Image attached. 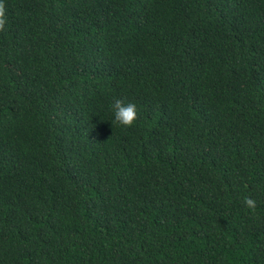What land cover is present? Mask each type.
Returning a JSON list of instances; mask_svg holds the SVG:
<instances>
[{
    "label": "trees",
    "instance_id": "obj_1",
    "mask_svg": "<svg viewBox=\"0 0 264 264\" xmlns=\"http://www.w3.org/2000/svg\"><path fill=\"white\" fill-rule=\"evenodd\" d=\"M0 7V264H264V0Z\"/></svg>",
    "mask_w": 264,
    "mask_h": 264
},
{
    "label": "clouds",
    "instance_id": "obj_2",
    "mask_svg": "<svg viewBox=\"0 0 264 264\" xmlns=\"http://www.w3.org/2000/svg\"><path fill=\"white\" fill-rule=\"evenodd\" d=\"M0 5H2V0H0ZM0 12H2V7H0ZM114 120L122 125L130 126L137 119V105L133 102L125 103L119 99L113 104ZM244 203L250 207H255V200L250 197L244 198Z\"/></svg>",
    "mask_w": 264,
    "mask_h": 264
}]
</instances>
